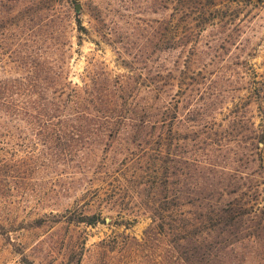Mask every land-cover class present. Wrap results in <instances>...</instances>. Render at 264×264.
Masks as SVG:
<instances>
[{"label": "rangeland", "instance_id": "obj_1", "mask_svg": "<svg viewBox=\"0 0 264 264\" xmlns=\"http://www.w3.org/2000/svg\"><path fill=\"white\" fill-rule=\"evenodd\" d=\"M185 2L0 0V264H264V0Z\"/></svg>", "mask_w": 264, "mask_h": 264}, {"label": "trees", "instance_id": "obj_2", "mask_svg": "<svg viewBox=\"0 0 264 264\" xmlns=\"http://www.w3.org/2000/svg\"><path fill=\"white\" fill-rule=\"evenodd\" d=\"M170 1H175L177 2V6L175 7L176 11L177 12H182L185 14H188V13H194L196 14L195 10H197L198 13H200V8L198 7L199 5H203V4H197V3H194V4H191V3H186L185 1L186 0H170ZM180 3V4H179ZM211 6V7H209ZM203 7V6H202ZM205 8H215L216 5L215 4H211V5H207V6H204ZM195 9V10H194ZM199 9V11H198ZM81 10V7L80 5H77L76 6V11H80ZM202 15H204V11L202 9L201 11ZM80 25V28L81 30H86L84 29V27H81V24ZM108 122L112 121V118H108L106 119ZM52 121V119H51ZM47 125L48 124H51L50 122L46 123ZM46 126V125H45ZM248 207V204H246L244 201L242 200H233V201H230L224 205H220L219 207H217L220 211H221V214H225V217L228 221H233L235 220V218L237 217V215L240 213V215H244V214H247L248 210H246ZM250 208V207H249ZM184 218L185 219H179L176 223L175 226L173 227H169V228H166L164 225V221L166 220L165 216L163 214H158V213H155V218H154V221L157 225L155 230H156V233H158V235H160V237H164V236H175L176 238H178V250L180 251L181 250V247L182 245L180 246V241L184 240V238H187L188 240L190 239V237H195L197 235H199L200 233H198L197 231L195 230H192L193 227L196 226V219H195V222H193L194 220L191 219L190 217H188L187 215L185 216L184 215ZM100 220V217H97V216H90V217H86L85 219V223L89 224V225H95L99 222ZM160 220V221H158ZM204 223V220L202 221ZM159 227V228H158ZM152 229V228H151ZM166 233L165 235L164 234H161V233ZM184 235H186V237H184ZM181 237V238H180ZM188 254L190 255L191 253H187L186 256L183 257V260H184V263L185 264H198L199 263V258L196 259V257H192V254L190 256H188Z\"/></svg>", "mask_w": 264, "mask_h": 264}]
</instances>
